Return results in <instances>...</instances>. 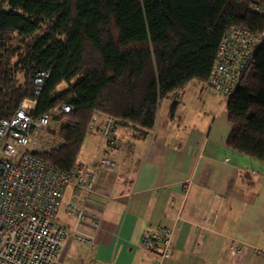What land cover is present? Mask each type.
Returning <instances> with one entry per match:
<instances>
[{
	"label": "trees",
	"instance_id": "trees-1",
	"mask_svg": "<svg viewBox=\"0 0 264 264\" xmlns=\"http://www.w3.org/2000/svg\"><path fill=\"white\" fill-rule=\"evenodd\" d=\"M250 1L4 0L0 115L9 116L21 97L35 98L34 114L73 104L60 142L39 152L67 170L93 109L148 131L161 99L189 79L205 81L227 26L262 28ZM38 68L49 74L34 95ZM225 111V144L264 159V41L225 99Z\"/></svg>",
	"mask_w": 264,
	"mask_h": 264
},
{
	"label": "crops",
	"instance_id": "crops-1",
	"mask_svg": "<svg viewBox=\"0 0 264 264\" xmlns=\"http://www.w3.org/2000/svg\"><path fill=\"white\" fill-rule=\"evenodd\" d=\"M133 127L116 120L112 145L101 140L97 114L86 129L76 161L107 155L115 166H99L88 192L63 186L55 218L70 233L61 264H151L139 245L149 223L174 225L172 251L161 264H264L254 249L264 248V159L225 144V99L192 78L160 100L148 131ZM72 199L96 212L97 226L76 220ZM209 207L216 215L201 225ZM75 230L92 234L88 247ZM232 238L244 245L230 253Z\"/></svg>",
	"mask_w": 264,
	"mask_h": 264
},
{
	"label": "built area",
	"instance_id": "built-area-1",
	"mask_svg": "<svg viewBox=\"0 0 264 264\" xmlns=\"http://www.w3.org/2000/svg\"><path fill=\"white\" fill-rule=\"evenodd\" d=\"M248 9L264 19V3L252 0ZM264 41V22L258 31L243 23L227 26L216 48L213 62L205 82L212 93L224 99L231 93L256 47ZM47 68H38L33 77V93L41 89ZM35 98L21 97L9 116L0 115V264H61V250L70 231L55 218V211L63 189L70 183L77 191H90L98 167H114L115 161L106 155L96 162L74 161L67 170L58 168L39 152L44 148L43 134L47 127L59 128L66 123V112L73 108L69 102H60L34 114ZM99 116V132L108 145L115 142L114 118L101 110L93 109L87 122L88 129L94 115ZM64 119V120H61ZM135 126V125H134ZM52 129V128H51ZM139 132L137 126L132 128ZM68 210L76 220H88L97 226L96 212L68 202ZM217 210L209 207L202 216V224H209ZM194 224V227H197ZM174 225L149 223L142 228L139 245L150 253L151 264H161L172 251L171 234ZM73 237L88 247L91 233L74 231ZM244 244L230 240V253ZM264 255L263 247H254ZM79 264H92L83 259Z\"/></svg>",
	"mask_w": 264,
	"mask_h": 264
},
{
	"label": "rangeland",
	"instance_id": "rangeland-1",
	"mask_svg": "<svg viewBox=\"0 0 264 264\" xmlns=\"http://www.w3.org/2000/svg\"><path fill=\"white\" fill-rule=\"evenodd\" d=\"M0 5H4V0H0ZM63 85V83L61 84V86ZM64 120V119H61ZM52 128V129H51ZM60 128V127H59ZM59 128L56 127H47L44 134H43V139H42V144H44V148H46L48 146V144L56 141L59 139V137H57L55 134H57V131L59 130ZM102 136V135H101ZM101 140L103 141V143L105 142V138L104 136L101 137ZM106 143V142H105ZM108 145V144H107ZM49 148V147H47ZM44 149H42L43 151ZM78 154V153H77ZM107 156V155H106Z\"/></svg>",
	"mask_w": 264,
	"mask_h": 264
}]
</instances>
